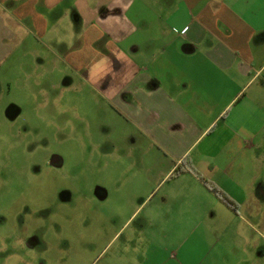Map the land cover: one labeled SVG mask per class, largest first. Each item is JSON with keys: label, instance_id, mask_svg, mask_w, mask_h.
I'll return each instance as SVG.
<instances>
[{"label": "crops", "instance_id": "obj_1", "mask_svg": "<svg viewBox=\"0 0 264 264\" xmlns=\"http://www.w3.org/2000/svg\"><path fill=\"white\" fill-rule=\"evenodd\" d=\"M46 37L100 198L125 206L109 264H264V0H0V76ZM209 236L229 244L188 243Z\"/></svg>", "mask_w": 264, "mask_h": 264}, {"label": "rangeland", "instance_id": "obj_2", "mask_svg": "<svg viewBox=\"0 0 264 264\" xmlns=\"http://www.w3.org/2000/svg\"><path fill=\"white\" fill-rule=\"evenodd\" d=\"M39 43V59L0 76V264H109L125 206L100 198L91 157L99 142L80 139V82L48 75V38ZM190 242L203 255L229 244L221 236Z\"/></svg>", "mask_w": 264, "mask_h": 264}, {"label": "trees", "instance_id": "obj_3", "mask_svg": "<svg viewBox=\"0 0 264 264\" xmlns=\"http://www.w3.org/2000/svg\"><path fill=\"white\" fill-rule=\"evenodd\" d=\"M209 185V188L214 192L216 193L224 202L226 203H230L228 198L220 191L218 190L217 188H215L213 185L211 184H208Z\"/></svg>", "mask_w": 264, "mask_h": 264}]
</instances>
